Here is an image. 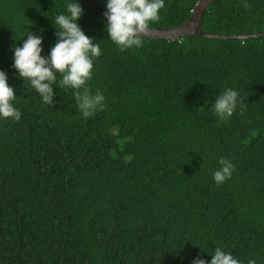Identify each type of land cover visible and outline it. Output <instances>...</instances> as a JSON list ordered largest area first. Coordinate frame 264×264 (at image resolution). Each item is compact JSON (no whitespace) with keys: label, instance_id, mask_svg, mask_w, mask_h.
<instances>
[{"label":"trees","instance_id":"obj_1","mask_svg":"<svg viewBox=\"0 0 264 264\" xmlns=\"http://www.w3.org/2000/svg\"><path fill=\"white\" fill-rule=\"evenodd\" d=\"M199 1L165 0L150 28L178 26ZM70 2L101 49L88 87L105 107L88 118L73 89L54 84L45 104L14 67L27 32L50 57ZM106 27L81 0H0V70L21 112L0 117V264H211L217 247L264 264V36L142 37L120 51ZM201 27L264 32V0H214ZM227 88L247 107L222 121ZM220 158L236 167L218 185Z\"/></svg>","mask_w":264,"mask_h":264},{"label":"clouds","instance_id":"obj_2","mask_svg":"<svg viewBox=\"0 0 264 264\" xmlns=\"http://www.w3.org/2000/svg\"><path fill=\"white\" fill-rule=\"evenodd\" d=\"M245 8L250 7L246 2ZM165 7V0H107L108 23L106 31L110 39L119 46L120 51L143 47L142 37L150 33V23L160 20V10ZM67 14H58L52 20L57 28L58 41L51 49L50 57L41 55L42 37L27 32L23 46L14 47V67L19 77L28 80L40 94L45 104L54 103L53 85L64 89H73V97L79 111L85 118L93 116L105 107V96L100 90L95 94L88 87L92 79L94 59L99 57L101 49L94 43L78 24L83 9L79 2L66 5ZM57 73L60 79L57 80ZM14 88L8 83L7 74L0 70V117L21 119V112L14 107L16 99ZM238 92L225 89L214 103L213 110L220 120H226L237 109ZM220 168L213 172V179L219 185L232 177L235 164L228 159H219ZM211 264H242L231 253L217 247L212 254ZM193 264H207L203 259L194 260ZM247 264H256L251 259Z\"/></svg>","mask_w":264,"mask_h":264},{"label":"water","instance_id":"obj_3","mask_svg":"<svg viewBox=\"0 0 264 264\" xmlns=\"http://www.w3.org/2000/svg\"><path fill=\"white\" fill-rule=\"evenodd\" d=\"M85 3L96 15L108 23L107 16L104 9L97 0H81ZM214 0H200L191 15L176 27L169 29H155L151 28L150 33L145 38L166 39V40H179L188 35H197L206 38H221V39H238V38H255L263 37L264 32L251 33V34H219L211 33L202 29L201 21L205 12Z\"/></svg>","mask_w":264,"mask_h":264}]
</instances>
